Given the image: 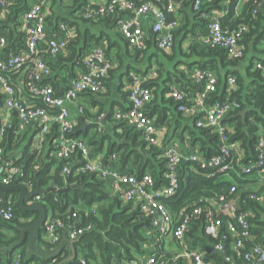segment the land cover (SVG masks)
I'll return each instance as SVG.
<instances>
[{
    "label": "built area",
    "instance_id": "obj_1",
    "mask_svg": "<svg viewBox=\"0 0 264 264\" xmlns=\"http://www.w3.org/2000/svg\"><path fill=\"white\" fill-rule=\"evenodd\" d=\"M9 0H0V7H5ZM205 0H194L193 8L199 11ZM216 1V0H208ZM234 0H221L225 5L222 16L214 15L210 18L207 27L208 35L205 43L211 47L220 46L227 50L233 59L244 57L246 51L242 43L244 34L249 30L248 24H240L234 28L224 26L222 17L230 12ZM250 0H236L235 16H239L243 7ZM258 14L264 7V0H255ZM177 0H88L84 5V16L87 19H99L105 16H114L116 25L132 46L142 47L146 39V31L142 26L140 16L151 18V31L155 35L159 48L171 51L176 40ZM26 27V51L0 58V87L5 95V107L18 112L24 124H37L41 136L51 131L54 124L58 126L56 156L60 161L71 159L73 154L80 152L83 156V165L80 171H90L106 179L113 195H119L126 203L138 204L144 216L151 222V231L155 239L149 244L151 253L137 259L121 264H215L210 255H221L228 264H236L234 257L228 252V243L237 251L245 264H264V238L256 243L257 234L253 230L250 218L254 215L251 210L244 209L240 204V195L237 187L233 186L230 195H221L218 198H200L194 204L184 207L178 216H174L169 208L162 202L163 198L175 195L180 188V166L184 161H193L200 168L209 171V176L221 174L228 178H245L256 176L257 182L264 186V134L258 137L256 144V157L245 161L246 149L241 141L233 140L236 133L234 125L228 121V116L236 110L241 112L242 104L234 97L237 87V78L231 75L227 80L226 99L209 102L212 93L217 91L218 77L213 70L196 68L194 79L203 85L195 95L188 91L175 88L171 91L178 103V109L186 116L194 117L196 126L210 129L219 138V149L215 154L206 156L200 151L184 155L174 144L164 146V157L167 161L165 176L167 183L156 187L154 177L150 173L138 176L134 173H120L114 171L102 158L91 155V146L82 139L77 138L76 122L72 119L68 101H75L84 93H97L105 89L107 77L112 69L104 47H95L87 50L82 59L78 74L73 78L69 88L59 94L52 85L43 84L53 70L45 58L56 57L68 48L73 29L66 23L60 25V35L48 38L46 32L47 13L43 2H37L24 14ZM46 44L45 49L41 48ZM8 40L0 36V49L7 47ZM255 69L264 74V57L256 59ZM2 70L18 71L25 74L24 87L35 97H40L49 108L27 104L21 97L18 87ZM147 77L142 73L132 75V85L129 91L130 107L127 110H117L115 119L124 120L133 127L143 132L145 140L152 145H158L157 129L152 119L146 113V106L153 96V91L145 85ZM52 110H54L52 112ZM245 110V109H244ZM4 128L0 129V137ZM4 150L0 147V160ZM74 163H66L63 172L70 173ZM21 173L19 167L7 162L0 167V179L4 185H13V177ZM19 182V181H18ZM20 183V182H19ZM21 184V183H20ZM30 191H35L33 185L24 184ZM36 195L32 201L40 199ZM245 202H264V194H248ZM246 202V203H247ZM1 206V199H0ZM14 207L8 204L0 209V217L12 219ZM226 218V219H224ZM204 221L205 233L211 240V246L204 248L188 242L192 223ZM226 230H223V225ZM60 228H66L61 220L49 218L46 222L45 235L51 242L56 243L61 239ZM67 236L78 239L84 229L75 226L67 227ZM151 244L152 247H151ZM210 248V249H209ZM212 257V256H211ZM81 258L80 264H86ZM12 264H27L22 254L14 256ZM28 264H44L31 262ZM117 264V263H114Z\"/></svg>",
    "mask_w": 264,
    "mask_h": 264
},
{
    "label": "trees",
    "instance_id": "obj_2",
    "mask_svg": "<svg viewBox=\"0 0 264 264\" xmlns=\"http://www.w3.org/2000/svg\"><path fill=\"white\" fill-rule=\"evenodd\" d=\"M36 1L42 2L43 0ZM193 1H188V4L191 5L192 16L201 21L202 31L204 32L206 24L210 20V17L204 16L207 13L206 10L209 9L210 11L213 8H220L222 6L221 0L206 3L202 5L199 11L194 10L192 6ZM81 2V5L84 6L88 0H81ZM254 3L255 0L248 1L243 6L241 14L235 16L236 0H234L230 7V12L222 17L224 26L234 28L240 24L249 25V30L244 34L242 39L246 51L244 57L233 59L224 48L220 46H204L199 42H192L187 51L183 52L187 57H198V61L196 60L192 63L196 68L209 69L216 72L218 77L217 91L212 93V99L209 102L226 99L228 78L231 75L237 78L234 97L241 102V110L245 109L247 111V118L244 121L239 110H236L228 116V121L234 125L236 130L233 140L241 141L242 146L246 149L247 156L245 161L256 157L258 137L261 133L264 134V74L255 69V61L259 57L252 56L251 62L246 67L244 74L237 70L242 59L254 51L258 44L264 40V7L258 14H254L253 11L256 9ZM0 9H15L11 15V19L15 16V20L18 22L19 15L21 13L25 14L29 10V6L24 3V0H9L7 5ZM105 21L115 23L110 18L93 21L84 17H76L75 21L70 19L65 20L70 27H76V33L69 39V55L63 57L59 54L58 58L70 64V67H68L70 72H73L72 66L82 65L86 49L93 45H103L104 39L102 34L94 33L92 27L99 28V25ZM8 28L9 25L0 26V36L7 38V47L9 46V42L11 43L12 41V44L14 42L13 38L10 39L14 36V32L12 31L11 35H9ZM25 38L26 36L21 32L19 36H16V41L24 44ZM175 46L176 44H174ZM14 47L18 46L15 44ZM46 47V44H42L41 46L43 49ZM140 51V49H136L135 56L139 55ZM48 57L50 56L45 54V58L48 59ZM55 67L57 65L54 66V69ZM1 73L12 79L18 76L20 72L2 70ZM49 77L44 79L42 83L52 85L59 94L64 93L69 88H62V86L58 85L59 83L54 81L53 77ZM169 80L179 84L183 83L179 87L188 92L193 91V93H196L203 87L202 83H196L193 73L188 75L185 72H175L174 76H170ZM153 84V79L145 82V85L151 89L154 86ZM188 88L190 89L188 90ZM170 90L172 91L171 87L168 86L164 90V93H170ZM25 93L27 104L49 108L42 98L35 97L27 89ZM4 99L5 95H0V106L4 103ZM169 103L172 107L165 106L159 112L158 108L150 103L146 106L148 107V109L146 108V113L150 118L157 115V123L164 121L168 111H171L173 119H186L189 123L185 129L191 140L201 143V152L206 156L215 154L219 149L218 135L211 132L210 129L197 127L194 117L183 114L178 109L179 103L173 97L165 101V104ZM103 110L104 107H101L99 113L102 114ZM98 116L99 114L95 115L96 118ZM109 116L111 120H114L112 119L114 113L111 112ZM115 121L116 125L121 126L127 131L125 136L132 133L129 138L133 139L135 143L134 147H138V149L133 148L129 143L111 141L105 154L106 161L110 160L114 153H121L120 160L122 164H126L132 154H134L135 160L140 162L141 166L138 172L129 171L128 173H134L138 176L150 173L155 179L156 187L167 183L165 176L167 161L164 157V147L150 144L145 140L144 135H140L139 130L129 125L127 121L117 119ZM2 127L4 128V134L0 137V147L4 150V155L0 160V167H4L7 162H12L14 166L19 167L21 170V173L13 177L12 183H15L16 180L21 184H28L30 182L35 190L38 184L43 188L53 187L54 189L41 194L40 199L36 202L44 204L53 219L61 220L65 223L66 228H60V236L63 235L64 231H68L67 227L69 226L82 228L84 229V233L75 244L77 255L71 262L67 261L70 256L69 249L67 248H64L60 254L50 259L31 255L28 252V241L25 239L11 248L6 256L1 254L0 264H12L14 256L17 253L22 254L23 260L27 264L31 262L80 264L81 258L86 260V264H121L149 254V244L155 239V235L151 231L150 219L142 214L138 204L134 202L126 203L119 195H113L108 181L99 177L96 173L90 171L78 172V167L82 164L79 161L80 159L83 160L80 152L73 154L71 159L63 161H60L57 156H50L49 152L45 153L44 150H46L47 142H50L59 135V129L56 124L53 125L49 133L44 135V139L38 149H33L30 142L26 143L23 141L24 139H21L22 137L20 138L17 133L16 123L3 125L0 115V129ZM74 135L76 136V132ZM107 139H110V136H106L103 133H95L90 138L89 145L91 146V155L93 157L101 154ZM18 148L23 149L22 155L19 158L11 154L13 150ZM77 154L80 156L77 157L78 161L75 163ZM68 162L74 163V166L72 167V171L67 174L63 170ZM247 183H249L248 178L236 177L232 179L221 174L209 176L208 170L202 169L195 162L187 160L180 166V188L178 192L171 197L163 198L162 202L174 216H178L181 209L194 204L200 198H218L221 195L229 196L233 186L237 187L238 193L244 198L253 192L251 189H245ZM69 186L70 188H68ZM262 187V189L260 188L256 192L261 194L264 191V186ZM19 197V192L0 190V209L5 208L8 204H12L14 207L12 219L0 217V252H3L5 248L20 239L22 234L20 230L21 226L30 225L39 216L38 212L25 210L19 203ZM81 202L85 204V208L83 209L79 208ZM94 206L97 209H93ZM242 206L244 209L251 210L254 214L250 218V221L254 232L258 236V239H256V243H258L264 237V204L248 201L245 204L243 203ZM223 230H226L225 224L223 225ZM189 238L192 239L193 244L202 242L203 246L208 248L207 240L209 237L205 233L204 221L198 220L192 223ZM39 240L43 243L42 237ZM47 245L53 247L55 244L49 243ZM227 249L234 257L236 264H245L239 257L238 252L232 250L230 243H228ZM208 256L210 259H214L215 264H228L221 255L209 254ZM178 264H185V262H179Z\"/></svg>",
    "mask_w": 264,
    "mask_h": 264
},
{
    "label": "crops",
    "instance_id": "obj_3",
    "mask_svg": "<svg viewBox=\"0 0 264 264\" xmlns=\"http://www.w3.org/2000/svg\"><path fill=\"white\" fill-rule=\"evenodd\" d=\"M91 1L100 2V0ZM188 1L189 0H177L178 9L176 16L178 19V27L176 29V46L169 52L163 51L159 48L156 37L151 31V18L147 15L140 16L139 18L143 28L146 31V39L142 47L130 45V43L127 41V39L123 36L121 31L117 27L116 23L105 21L99 25V28L92 27V31L94 33L102 34L103 36V45L100 46L104 47L107 51L108 59L112 63V69L109 76L107 77L106 86L103 91L98 93H84L75 101H68L67 106L69 108L72 119L76 122L77 138L82 139L89 144L90 138L95 133H103L106 136H110V139L106 140L103 151L97 157L102 158L114 171L120 173H128L129 171L138 172L141 166V163L135 160L134 154H132L131 158L126 164H122L120 160L121 153H114L111 156L110 160L106 161L105 159V154L108 151V145L111 141L129 143V145H132L133 148L138 149V147H134L135 143L133 142V139L129 138L132 133H129L128 136H125L127 131H125V129L121 126L116 125L115 117L112 118L114 120H111L109 116L111 112L115 114L117 110L129 109L130 101L128 95L132 85V75L134 73L139 72L147 77V81L153 79V96L148 102V104H154V107L158 108V112L162 110V108L165 106L172 107L170 103L165 104V101L171 98V92L164 93V90L168 86H170L172 90L175 88H179V86H182L181 84L183 83L179 84L174 81H170V76H174L175 72H185L188 73V75H190V73L194 74L196 66H193L192 63H194L196 60L198 61V57H187L183 52L187 51L192 42H199L204 46L207 45L205 43V40L208 35L207 24L206 30L203 32L201 21L192 16V9H190L191 5L188 4ZM42 2L44 3V9L47 13L46 32L48 38H54L60 35V25L62 23H66L65 20L70 19L72 21H75L76 17L85 18L83 11L84 6L81 5V0H43ZM210 2L213 1L205 0L204 4ZM24 3L29 6L30 10L37 3V1L24 0ZM242 8L243 7H239L238 9ZM224 9L225 5L223 4L220 8H213L210 11L209 9H207V13H205L204 16L210 18H212V16L214 15L222 16ZM14 11L15 9H0V26L9 25V35H11L10 33H12V31L14 32V36L12 35L13 37L10 38L14 39L13 44L11 41V43L9 42V46L7 48L5 47L3 49H0L1 59H5L12 56L13 54L26 51V38L24 44H21V42L16 41V36H19L21 32L24 33V35L26 36V27L23 21L24 14L21 13L19 15L17 22L15 20V16H13V18L11 19V15ZM105 18H110L111 20L116 22V18L111 15L99 19H93V21H99ZM71 28L73 29V35H75L76 27L74 26V28ZM15 44L18 47H14ZM95 47L99 46L93 45L92 47L86 49L85 52ZM136 49L141 50L140 54L137 56H135L134 54ZM263 50L264 40H262V42L258 44L257 48L252 51L251 54L253 56L255 55L259 58H262L264 57ZM69 53L70 50L67 48L60 55H62L63 57H67ZM58 57L59 55L56 57H48V63L53 70V73L50 75L49 78L53 77L54 81L59 83L58 85L62 86V88H67L71 85L73 78L78 74L80 66H72L73 72L71 71V73L68 68L70 67V64L60 60V58ZM56 65L57 67H55L54 69V66ZM239 66L240 64L238 65V67ZM238 67L237 70L242 73V71ZM47 78L48 77H46L45 79ZM11 80L18 87V90L21 93V97L27 100L24 87V73H18V76L12 78ZM189 89L190 88H188V90ZM189 94L193 96L195 95V92L193 93V91H190ZM0 95H4L2 93L1 87ZM101 107H104L102 114L99 113ZM146 108L148 109V107ZM98 114L99 116L98 118H96L95 115ZM0 115L3 125L6 126L11 125L12 123H16L17 133L20 138L22 137L21 139H24L23 141L26 143L30 142L33 149L40 148L41 142L44 139V136H41L40 127L37 124H24L20 120L18 112L16 110L8 109L5 107V99L4 103L0 106ZM171 115V111H168L167 117L161 123H157V115L151 118L157 129V136L159 139V144L157 146L164 147L167 144H174L177 145V147L180 149V151L184 153V155L192 154L195 151L201 152V143L193 142L189 137L187 130L185 129L189 122H187L184 118H181L180 120L173 119ZM82 121L86 123V127L84 129H81ZM93 124L96 125L93 126ZM139 132L140 135H143V132L141 130H139ZM57 138L58 136L52 139L50 142H47L48 144L45 148L46 150L44 151L45 153L49 152L50 156H56ZM22 151L23 149L18 148L13 150L11 154H14V156L19 158L22 155ZM79 156V154L76 155L75 163L78 161L77 157ZM44 158L46 157L44 156ZM83 160L80 159L79 162L82 164L78 168L83 165ZM245 178H248L249 181L245 189H251L253 190V192L251 193H256L258 195L264 194V191H262L261 194L256 192L260 188L262 189L263 187L259 184V182H257L255 175ZM238 195H240L241 197L239 202L242 206L243 203L245 204L247 202H245L246 198H243L240 193H238ZM32 200H29L28 202L30 203L32 202ZM261 204H264V202H262ZM79 208H85V204L81 202ZM93 209H97V207L94 206ZM49 218L52 217L51 214L48 212L47 221L49 220ZM45 231L46 223L44 224L43 229L40 230V235L38 237V245L42 249L56 248L63 239L64 233L58 242L53 243L49 239H47ZM40 237H42L43 243L40 242ZM26 239L27 241H29L28 236ZM188 242L191 246H194L196 244H193V241L190 238L188 239ZM49 243L55 245L53 247H50L49 245H47ZM151 243H153V240ZM207 244L208 247L211 246L210 239L207 240ZM152 245L153 244H151V247ZM197 245H201L202 247H204L202 242L197 243ZM64 248L69 249V254H72V248L68 243H64L61 252ZM28 252L29 254H31L29 248ZM149 253H151V249Z\"/></svg>",
    "mask_w": 264,
    "mask_h": 264
},
{
    "label": "water",
    "instance_id": "obj_4",
    "mask_svg": "<svg viewBox=\"0 0 264 264\" xmlns=\"http://www.w3.org/2000/svg\"><path fill=\"white\" fill-rule=\"evenodd\" d=\"M240 115L245 121L247 118V111L242 110L240 112ZM93 126L95 125L93 124ZM85 127H86V123L82 121L81 129H84ZM68 188H70V186ZM51 189H54V188L53 187L43 188L38 184L37 189L35 191H30L26 185L20 184L18 181L13 185H4L0 182V190L5 191V192L21 193L19 203L25 210L39 213L38 218L31 225L20 227V230L22 231V237L15 243H13L12 245L5 248L3 252H0V255L4 254L6 256L11 248L21 243L22 241H24L28 236V239H29L28 248L31 254L37 255L44 259H50V258L55 257L61 252L64 243H68L72 248V254L68 257L67 261L71 262L76 258L77 253L75 249V244L80 240V238L75 239V240L70 239L67 236L68 231H64L63 239L58 244V246L54 249H49V248L42 249L38 245V237L40 235V230L43 229L44 224L47 222L48 209L46 208L44 204L40 202L32 201L29 203L28 201L32 200L36 195L44 194L45 192Z\"/></svg>",
    "mask_w": 264,
    "mask_h": 264
},
{
    "label": "rangeland",
    "instance_id": "obj_5",
    "mask_svg": "<svg viewBox=\"0 0 264 264\" xmlns=\"http://www.w3.org/2000/svg\"><path fill=\"white\" fill-rule=\"evenodd\" d=\"M252 56L253 55L249 53L244 59H242L241 64L238 67L242 71V74H244L243 72L245 71L246 67L250 64Z\"/></svg>",
    "mask_w": 264,
    "mask_h": 264
}]
</instances>
